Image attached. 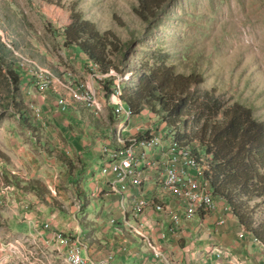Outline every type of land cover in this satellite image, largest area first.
Instances as JSON below:
<instances>
[{"label":"rangeland","instance_id":"obj_1","mask_svg":"<svg viewBox=\"0 0 264 264\" xmlns=\"http://www.w3.org/2000/svg\"><path fill=\"white\" fill-rule=\"evenodd\" d=\"M71 2H76L83 19L100 31L113 30L122 41L129 39L130 34L120 22L130 19L137 27L145 26L131 11V5L137 4V0H0L12 18L24 22L25 41L40 54L38 60L56 69L54 73L59 75L56 79L40 68L37 72L31 71L19 63L16 65L19 83L15 86L4 71L0 74V264H71L67 252L54 249L52 242L48 243L49 233L61 234L57 238H65L66 244L75 236L82 248L93 247L95 260L103 259L107 250L112 253L105 256L112 255L114 264H123L121 257L126 260L124 264H181L183 253L179 249L174 248V253L162 251L148 242L147 234V239L139 238L144 237L139 231L150 233L154 226L147 210L137 216L138 224H135L132 205L133 213L128 217L130 227L122 212V207H128L127 201L116 204L111 200V195L122 196L128 189H121L117 184L120 193H115V189L109 188V171L117 159L114 149L105 145L115 136L119 141V134L122 139H129L139 132L157 131L161 143L145 148L148 157H155L161 149L174 144V140L157 117L146 114L127 117L118 113L112 97L105 99L100 90L96 77L101 76L91 77L93 73L85 68L93 65L81 58L78 49L64 46L62 28ZM141 39L136 36L127 50L129 60L147 59L149 49L161 47L171 53L168 62L178 63L179 70L196 66L203 77L202 88L215 89L250 104L255 119L264 121V0H170L153 30ZM85 81L90 86L77 88ZM116 83L115 91L120 87L119 80ZM72 88L90 89V98L99 112L88 105V97L81 93L77 101L81 104L71 108ZM142 90L137 88L138 95ZM61 95L67 99L68 106L59 100ZM12 100L28 105L32 118L41 125L39 133L19 121L11 108ZM109 106L115 114L112 124L108 120ZM98 116L105 135L89 136L88 146L79 145L75 133L91 130L90 119ZM152 139L144 137L146 141ZM55 151L66 153L72 168L61 164ZM140 151L136 147V153ZM100 157L105 158L103 162ZM146 169L159 175L156 169ZM160 191L158 186L157 192ZM160 197H165L163 192ZM154 198L145 197L149 201L145 208L154 206ZM214 202L216 205L215 199ZM224 210L228 211L225 207ZM145 217L147 221L143 220ZM194 219H197L195 228H188L191 234L194 232L191 240L206 231V224H201L198 216ZM133 226L139 231H133ZM112 236L111 241L106 240ZM130 237L133 241L129 245ZM129 248L138 252L136 261L129 258L133 255ZM257 248L261 246L252 251ZM203 252L205 255L200 254L198 259L195 256L189 261L184 259V264H203L208 257V252Z\"/></svg>","mask_w":264,"mask_h":264},{"label":"trees","instance_id":"obj_2","mask_svg":"<svg viewBox=\"0 0 264 264\" xmlns=\"http://www.w3.org/2000/svg\"><path fill=\"white\" fill-rule=\"evenodd\" d=\"M169 2L137 0V4L131 5L135 18L145 26L137 27L130 19L120 22L130 34L124 41L113 30L100 31L83 19L76 2H71L62 28L63 44L66 48L78 49L93 65L94 71H90L101 76L96 81L105 99L112 95L113 88L116 90V80H119L117 95L112 97L115 106L124 104L132 116L146 114L158 118L174 140L173 150L192 156L212 197L227 205L241 230L252 236L264 251V121L255 119L250 104L215 89L202 88L203 77L196 66L179 70L178 63L168 62L171 53L161 47L149 49L147 59L129 60L127 50L136 36L142 40L153 30ZM6 10L0 5V74L4 71L16 86L20 76L16 65L21 63L22 67L27 65L36 72L40 68L57 79L56 69L40 62L37 58L40 54L26 43L24 22L12 18ZM140 87L143 92L138 95ZM75 92L72 88L71 108L81 104ZM62 96L59 100L68 106L67 99ZM11 108L26 128L36 134L40 132L41 125L32 118L33 112L28 105L12 100ZM109 108L108 120L112 124L115 114L113 108ZM101 124L98 117L90 119V127L105 135ZM149 134L150 131L139 132L129 139L140 141L145 136L149 138ZM107 145L119 152L130 142L113 139ZM54 155L61 164L72 168L66 153L55 151Z\"/></svg>","mask_w":264,"mask_h":264},{"label":"crops","instance_id":"obj_3","mask_svg":"<svg viewBox=\"0 0 264 264\" xmlns=\"http://www.w3.org/2000/svg\"><path fill=\"white\" fill-rule=\"evenodd\" d=\"M81 58H85L84 55L81 53ZM85 68H87V70H92L94 71L93 67L91 66L89 68V66L85 65ZM94 74H91V77H94ZM88 83V84H86ZM83 83H79L77 88H85L87 86H90L89 82L85 81V84L83 86ZM102 109H103V105H102ZM101 114H103V111L101 110ZM123 114V113H122ZM125 115V114H124ZM101 116V115H100ZM100 116H98V119L100 120ZM127 117H130L128 115H126ZM132 116V115H131ZM145 116V115H144ZM101 122V121H100ZM88 125V124H87ZM90 126V125H89ZM91 130L87 129H83L82 131H77V133H75V139L77 140V143H79V145H89L88 141L86 140L87 137L92 136L93 138H97L99 136L98 132H95L94 129ZM123 130V129H122ZM130 131L133 130V128H129ZM135 131V130H134ZM141 131V130H140ZM143 131V130H142ZM64 132V131H62ZM114 136L116 135V131H114ZM154 133V132H153ZM65 134V132H64ZM122 137V134L120 135ZM68 137V136H66ZM121 137H119V142L124 143V142H130V139H126L124 142L121 139ZM115 140H117V137H114ZM66 139V138H65ZM106 139L103 140V143L105 142ZM141 143V145H144L143 147H156L157 145H159L161 143L160 139L158 138V140L155 143L154 138L152 139V141H146V140H140L139 141ZM98 143L100 144V139L98 138ZM131 144V143H130ZM107 145V143L105 144ZM69 146V143H67V147ZM75 149L77 147H74ZM97 148V147H96ZM128 148V147H127ZM170 147H168V150H171ZM156 153V151H155ZM166 153V148H163L160 150V154L158 156L155 157H146L144 159H142V153H136L137 157L139 158L136 163H138L136 165V167H124V166H120L121 170L123 171V176L125 178V184L128 185L127 189L125 191V193L121 191V194H113L111 195V200H114V202L116 204L121 203V201H127L128 203V207L125 209L122 207V212L125 215L124 219L126 220V222L128 223V225L130 227H132V223L128 222L129 219L128 217L130 216L131 213H133L132 210V205L134 204L133 200H137L138 197L140 196L141 198H145L148 197L149 200L151 198L153 199V203L156 204H163V202L165 203V209L162 211L157 210V208L155 207V205L153 207H143V210L141 211V213L139 214H133V220L135 221V224H138V222H136V218L138 215H143L144 214V210H147L149 213V216L152 217V220L154 221V226L151 227L150 229V233H144L139 231L138 228H135L134 226V230H138L144 237L142 236H138L141 240L147 239L148 237V242H151L153 245H156L157 247H161L163 250L162 251H168L171 250V252H173V249H179L180 252L183 253L182 257H180V262L181 264H184V259L187 258V260L189 261L191 256H195L198 259V256H200V254H204L205 252H203L204 250H206V252H208V257L205 259V262L203 264H209V262L211 261V264H264V251L262 250V248H260V245L254 240V238L250 235L245 234L241 228L238 226L237 222H236V218H233L229 211H225V222L223 225H216L215 224V220L217 219V216L219 214H223V206L225 208H227V205L219 200V199H215L216 200V205H217V211L216 212H203V214L200 213V211H195L194 209H192L191 207H189V205L187 203H184L183 201H181L180 199H178L177 197H174L170 191L168 189H166L163 186L162 183V189L163 191V195L165 197L161 198L160 197V192H157V187L159 186L158 181L155 179L156 176L155 174L147 171V169L145 170V168L149 167L151 168V166L153 165V163H155V161L161 160L163 158V155ZM115 158L118 161V152H116V155H114ZM102 157V156H101ZM100 157V159H101ZM126 161H129L128 159H126ZM143 173L144 179H143V183L141 186H138L136 183V178ZM208 189H210L207 186ZM114 197H116L114 199ZM123 197V199H122ZM149 202V201H148ZM177 202V203H176ZM145 208V209H144ZM182 209H184V213L188 214V216L186 217L183 213V211H181ZM228 210V208H227ZM177 213L178 215H180L181 218H179V222L178 221H173L172 222V218L173 215H171V213ZM196 213V214H195ZM199 217V222L201 224L205 223V232L198 238H194V240L192 239V234H194V232L191 234L190 231H188V228H193L194 227V222L197 219H194L195 217ZM147 217L143 218V220H146ZM209 218L208 222L206 221V219ZM196 223V222H195ZM116 224H121V223H116ZM196 227H198V223L197 225H195ZM110 228V227H109ZM157 229V232H154L153 229ZM195 228V227H194ZM171 229V231H170ZM130 231V229H128ZM109 231V230H108ZM110 232V231H109ZM131 232V231H130ZM137 232V231H136ZM137 232V233H139ZM132 233V232H131ZM147 234V235H145ZM48 237H50V240L48 241V243L52 242V247L54 249H58L61 252L65 253L66 251V245L64 243V238L62 239H58V238H53V234L49 233L47 234ZM131 238V237H130ZM49 239V238H48ZM112 238H108L106 239L107 241H111ZM199 239L201 240L200 242ZM133 241V239L131 238V240L128 242V244L130 245V243ZM111 244V243H109ZM102 246V245H101ZM259 247L260 249H256L254 251H252V249ZM83 248H85L84 253H86L85 255H89L91 257H93L94 255V249L93 247H89V245L83 246ZM110 247H108L107 249H109ZM129 250H131V252L133 253V255H131L129 258H131V261H136L135 260V256L138 252L134 251L136 249H132L129 248ZM82 251V252H83ZM222 251V254H220V252ZM111 251H105L104 256L107 253H110ZM112 253V252H111ZM174 253V252H173ZM115 254V253H113ZM106 257V256H105ZM116 257V254H115ZM178 257V254H177ZM178 257V258H179ZM196 259V260H197ZM121 262L124 264L126 262L124 257L120 258ZM110 261H112L114 264V259L110 258ZM199 264V262H198Z\"/></svg>","mask_w":264,"mask_h":264},{"label":"built area","instance_id":"obj_4","mask_svg":"<svg viewBox=\"0 0 264 264\" xmlns=\"http://www.w3.org/2000/svg\"><path fill=\"white\" fill-rule=\"evenodd\" d=\"M97 78V77H96ZM79 93H82L84 97H88V105L91 107H95L98 112V107L94 105L93 100L90 98L91 92L90 89L86 90H78ZM112 95L109 97H113L117 95V93L112 91ZM58 103V102H56ZM122 114V111H121ZM157 132V131H156ZM154 132V135H150L153 137L156 143L157 134ZM145 133V132H143ZM136 147H140L142 153V159L148 157V154L145 152V149L139 144L137 139H132V144L128 148H121L118 152V162H113V167L109 171V178L111 179V184L109 186L110 189H115V193H120L119 187L121 189L127 188V184L124 183V176L120 172V166H136L138 163L133 162V155L136 152ZM125 153H132V161H125ZM110 158V156H107ZM102 162L104 158L101 159ZM153 170L156 169L159 172V175L156 176V180L159 183L162 191V182L167 181L168 179H178V186L174 187V191H189L192 193V197L194 201H202L201 210H207L209 212H216L217 205H212V193L208 191L205 185L202 184L203 174L197 169V163L194 161H190L188 158L184 156L171 157L168 156V149H166V155L163 157L161 161H157L153 163ZM142 175L144 172H141ZM144 178V176H143ZM133 212L136 214L141 213L144 205H148V201L145 198L138 197L137 200H133ZM163 207H165V203L163 202ZM224 212V211H223ZM184 213V212H183ZM173 215L172 220L178 221L180 215L177 213H171ZM184 215L187 217L188 214ZM225 220V212L223 214H219L217 219L215 220L216 225H223ZM171 231V229H170ZM61 237V234H53V238ZM64 243L66 244V239L64 238ZM85 248H82L80 242L73 236V239L66 244V251L69 253L70 260L75 259L76 264H109V258H113L112 255L106 256L101 260L92 259L89 255H83L82 251Z\"/></svg>","mask_w":264,"mask_h":264},{"label":"bare ground","instance_id":"obj_5","mask_svg":"<svg viewBox=\"0 0 264 264\" xmlns=\"http://www.w3.org/2000/svg\"><path fill=\"white\" fill-rule=\"evenodd\" d=\"M116 92V91H115ZM119 93V95H120V90L118 91ZM117 93V92H116ZM80 93L78 92V91H76L75 92V97L76 98H78V99H80V95H79ZM82 94V93H81ZM110 98V97H109ZM64 108H65V106H64ZM129 109V108H128ZM127 109V107L124 105V104H122V103H120V104H118L117 106H116V111L118 112V113H121V111H122V113L123 114H125V115H128V116H131V114H130V112H129V110ZM98 112H99V107H98ZM121 134H119V136H120ZM150 135H154V134H150ZM158 140V136H157V138H156V141ZM138 142H139V140H138ZM130 143L132 144V140H130ZM139 144L141 145V143L139 142ZM142 147L144 146V145H141ZM128 147H130V145L128 146ZM144 149H145V147H143ZM167 149V148H166ZM145 152H146V150H145ZM165 155H166V153L163 155V157H165ZM109 156H111V154L109 155ZM168 156H171V157H178V156H184V157H186V158H188L190 161H194V163H196L195 162V160H193V159H191V157H190V155L188 154V153H186V152H184V151H182V152H175L174 150H173V148H172V145H171V150H168ZM105 159V158H104ZM126 159H128L129 161H132V153H125V161H126ZM139 158L137 157V154H136V152H134V155H133V162L134 163H136V161L138 160ZM163 159V158H162ZM161 159V160H162ZM160 160V161H161ZM104 161V160H103ZM115 162H117V161H115ZM124 167H129V166H124ZM132 167H136V166H131V168ZM152 167V166H151ZM111 169H112V167H111ZM197 169H199V167H198V164H197ZM200 170V169H199ZM123 171L124 170H121V168H120V172H121V174L123 175ZM201 171V170H200ZM142 178H143V175L142 174H140L137 178H136V183H137V185L138 186H141V183H142ZM124 183H125V178H124ZM163 183V186L166 188V189H168L169 191H170V193L174 196V197H177L178 199H180L181 201H183L184 203H187V204H189V206H191L196 212L197 211H204V212H207V210H201V209H199V208H202V201H194V198L192 197V193L191 192H189V191H174L173 189H174V187L175 186H178V179H168L167 181H163L162 182ZM203 184V183H202ZM204 185V184H203ZM206 186V185H205ZM127 187H128V185H127ZM206 188H207V186H206ZM208 189V188H207ZM163 190V189H162ZM208 191L211 193V190L210 189H208ZM148 204H149V202H148ZM155 205V204H154ZM212 205H215V202H214V198L212 197ZM145 206V205H144ZM143 206V207H144ZM156 208H157V210H159V211H162V210H164V207H163V204H157L156 206H155ZM142 210H143V208H142ZM223 211H224V206H223ZM209 212V211H208ZM225 212V211H224ZM196 214V213H195ZM226 214V213H225ZM69 253H68V260H69V262L71 263V264H76V262H75V259H73V260H70V258H69ZM110 256V255H109ZM109 264H110V258H109Z\"/></svg>","mask_w":264,"mask_h":264}]
</instances>
